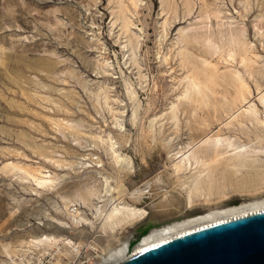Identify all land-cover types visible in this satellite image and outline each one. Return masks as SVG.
Wrapping results in <instances>:
<instances>
[{"label": "rangeland", "instance_id": "374dc122", "mask_svg": "<svg viewBox=\"0 0 264 264\" xmlns=\"http://www.w3.org/2000/svg\"><path fill=\"white\" fill-rule=\"evenodd\" d=\"M108 1L111 3L108 4ZM163 1L166 0H140L137 9H132L134 30L139 35L138 44L134 47L132 43L134 56L130 54L131 46L126 37L119 31V24L116 25L118 22L112 24L114 19L110 11L114 8V0H0V166L8 160L41 166L55 180L54 189L42 187L36 191L31 189L36 185L29 177L0 169V264L9 256L3 250V244H9L8 248L16 252L23 245L19 243L21 240L24 243L40 234L66 236L79 244L81 251L95 250L101 255L107 250L113 261L130 241L148 238L154 231L169 230L175 223L211 211L264 201V190L251 194L238 190L234 183V186L229 184V188L226 186L227 200L217 199L222 189L214 185L213 199L208 204L196 196L197 205L187 209L183 218H175L170 223L162 222V216H153L154 227L147 232H137L146 227L152 216L147 208L150 201L147 193L144 201L137 205L145 207L151 214L132 227L116 228L113 232L109 228L102 230L93 217V204L107 208L112 196L126 198L128 192L145 188L146 182L157 174L169 183H166L167 189H176L174 192L182 191L181 194L185 195L184 190L179 189L180 182L176 176L170 174L175 161L173 153L189 139L202 135L206 128L197 125L211 108L209 104L205 105V108L208 107L205 109L198 103L194 106L177 100L187 69L178 64L174 41L179 26L208 24L216 29V19L212 16L207 18L202 13L205 9L199 11V0H192L193 11L184 19L181 0L168 2L169 5L165 3L166 8ZM204 1L210 8L222 7L225 15H232L234 23L245 26L246 37L261 56L255 63L263 66L257 67L254 63L257 71L250 77L240 68L252 95H255L258 87H264V17H260L264 16V0ZM172 2L176 7L173 8L175 4ZM171 8L177 11L174 13ZM170 11L175 14V19L172 16L171 20L176 22L168 20L164 36L162 23L167 15H171ZM258 15L260 19H257ZM188 47L195 55L208 59L212 57L204 47L194 42ZM98 55L110 64L105 74L94 68L92 61ZM131 55L136 61L131 59ZM212 62L218 69L223 68L222 62L216 59ZM50 64L53 66L50 67ZM233 64L236 66L237 59L229 62V65ZM67 69H74L80 80L87 82L86 86L75 81L76 77L72 78ZM137 73H142V77ZM105 86L107 94L111 98L117 97L120 103L111 99L108 104L104 103L103 93L98 90ZM61 88L65 92L58 90ZM127 89L134 90L138 102L130 99ZM32 92L48 96V99L32 98ZM254 99L255 96L252 100L259 105V101ZM173 102L176 107L170 111L169 106ZM259 108L263 109L260 105ZM46 115L61 118L70 124L60 121L59 126L55 125L44 117ZM221 120L226 121V116H222ZM209 122L211 127L216 125L213 118ZM223 132L237 143L252 141L256 132L262 134L255 129H251L249 135L237 130L223 129ZM96 135L103 139L110 135L121 156L131 159L134 171L127 170L126 161L115 164L106 142H101ZM55 158L64 162L54 163ZM76 191L87 197L84 204L72 198ZM60 195L72 198V205L93 219L94 226L71 221ZM181 199L183 201L184 196ZM59 221L66 222L67 227ZM60 253L66 257L72 254L63 247Z\"/></svg>", "mask_w": 264, "mask_h": 264}, {"label": "bare ground", "instance_id": "6f19581e", "mask_svg": "<svg viewBox=\"0 0 264 264\" xmlns=\"http://www.w3.org/2000/svg\"><path fill=\"white\" fill-rule=\"evenodd\" d=\"M139 1L140 0H114L115 2L113 4L114 8H112L110 11L112 18L114 19L112 20V24L118 22L116 25L119 24L120 33L124 34V36L126 37V41L128 42V45L130 44L131 46L130 51L132 52L130 54L132 55L134 54V49H135L134 47L139 42V35L134 30L135 29L134 22L131 16L134 13L132 12V9L133 11L137 9L139 5L138 3ZM171 1L173 0L163 1L165 6L162 5V7L164 6L166 8V4L167 5L171 4ZM199 1L201 2L199 11L202 12L203 11L202 9H205L202 13H205L204 15L207 16V18L212 16L216 19L215 21L216 29L211 28V26H207L208 24L207 25L203 24L201 26H189L188 24L187 26H179L176 30V37L174 41V45L176 46L175 53L179 59L178 64H180L181 67H183V69L185 68L187 69L186 74L183 76L185 82L181 91L179 90L180 92L177 96V100L183 101V103L185 104L190 103L195 106V103H198V105L204 106V107L200 106V108L201 107L205 108V105L208 106L209 104L210 106L209 108H211L210 110L206 111L203 114V118L200 120V122L197 125L199 128L202 126L206 128L202 133V135L200 133L201 136L198 137L197 135L198 138L189 139L185 145H183L173 153V158L175 161H173V164L171 166L172 173L170 174L176 176V178L178 179L181 185V186L179 185V189L182 188L185 192V195L181 194L182 191L174 192L176 189L172 186L171 189L174 188L175 189L174 191L167 189L168 187V185H166L167 182L162 177V175L157 174L152 178L151 181L149 182L147 181L148 183L146 182L145 184L146 186L144 185L145 188L142 189L140 187L141 189H136L133 190L132 192H128L126 198H119L112 196L108 201L109 203L107 204L108 206L107 208L106 207L102 208L100 207V205L97 204L92 205L94 208L92 215L93 217L96 218L97 224L99 228H101L102 230L109 228L113 232L116 228L132 227L137 222L146 219L151 213L152 216H150L151 217L150 221L146 224V227L137 230V232L139 231L147 232L148 230L152 229L154 227V225L152 226V224L155 222H153L154 219L153 220L151 219L153 218V216L156 215L164 217L163 219H161L162 222L171 223V221H173V219L175 218L178 219L183 218L187 209L190 210L195 208L198 202V200L195 198L196 196H198L199 198L201 197L204 204H208L210 201H212L213 199L212 189L214 185H217L218 187H220V189H222V191H220L217 194V199H222V200H227L229 198L228 191H226V189L229 188L228 186L229 184L233 185L235 183V186L237 187L238 190L241 189L251 194H258L264 190V138H263L264 137V87L263 88L258 87L257 91H255L256 94L254 93L255 95H252L249 85L247 84V81L243 75V72H245V74H247V76L250 77L253 75V72L255 70L257 71V67L260 66L261 64L257 66L255 62L257 58L259 59V57L261 56H259V54L255 52L253 47L254 44L246 37V28L243 24L234 23V21H232L231 19L232 15L231 16L225 15L224 11H222L224 9L221 10L222 7L210 8L207 1L206 2L204 0H199ZM168 2L170 3L168 4ZM107 3L109 4L111 2L108 1ZM181 3L183 9V13L181 11V14H182V19H184L186 16L192 13L194 8L193 5L194 2L192 0H181ZM172 4H175V2H172ZM174 7H176V4L175 6H173V8ZM163 10L165 11L166 9ZM171 10L174 13L177 11V10L174 11L172 8ZM168 11L169 10H167V12ZM199 11L196 12L198 13L197 15H200ZM226 14H228V12ZM172 16H174L175 19V14H172L171 12V15L169 14V17L168 15L166 17L167 21L166 18H164L163 20L162 23L163 24L162 29L164 30L162 31L163 35L167 34L166 25L169 24L168 20H171ZM260 17H264L263 14ZM260 17L257 19H260ZM179 19H181V17ZM207 20L208 19H206V21ZM171 21L173 22L175 20H171ZM260 30L261 29H259V31ZM133 42L135 45L132 44ZM191 42L192 43L194 42L195 45H201L202 47H204L206 49V52L210 53L212 57L208 59L206 57L203 56L201 57L199 55L193 54V52L190 50L191 47L190 49L188 47V44L190 45ZM96 46H98V48L100 47L99 45ZM102 48L105 50L103 46ZM172 48H174V46ZM210 54H208V56ZM132 55H131V59H132ZM172 57L174 56L172 55ZM213 59H216V61L218 62H222L223 68L218 69V67H215V65L212 62ZM236 59H237L236 66L234 64L229 65V62H235ZM92 62L94 68L98 69V71L101 73L105 74L109 70L110 64L108 60L102 58L101 55H98L96 59ZM254 63L257 67L254 65ZM44 64L46 65V63ZM49 66L52 67L53 65L50 64ZM240 68L243 69V72L240 70ZM67 70H68L67 73H69L72 78L76 77L75 81L80 83V85L83 87L86 86L85 85L86 81L84 79L80 80L81 77L77 75L76 72H74V69H67ZM140 75H142V73L139 74V76ZM58 90L60 92H65L64 89L62 90V88ZM99 91L103 93V97L101 95L100 96L103 98L105 104H108L109 103L108 100L110 99L113 100V102L114 101L117 102V104L120 103V100L117 97L111 98L110 95L107 94L106 92L107 86H105L104 88L100 87L98 92ZM126 92H128L127 94H129L128 96L132 101L135 102L137 101L134 90L127 89ZM31 96L32 98H38L39 100L48 99V96H45L43 94H38L37 92H32ZM254 96L255 99L259 101L258 103L260 107H262L263 109H260L259 105H257L252 100ZM50 99L52 100V98ZM106 107L108 106L106 105ZM175 107H176V103L174 102L170 103L169 106L170 111H173ZM110 108H112V106H110ZM231 108L233 111L231 110ZM205 109H208V107ZM114 111L119 112L120 110L115 109ZM224 115L226 116V121L221 120L222 116ZM44 117L50 120L53 124L58 126L60 125V121L62 122L64 121L66 124H70L68 121L63 120L61 118L51 117L47 115ZM173 118L175 119L174 116ZM211 118H213L216 124L213 127H211L212 125L209 122V119L211 120ZM151 120L154 121V119ZM174 122L176 123V121ZM223 129L234 132L235 130H237L239 133L243 132V134L246 135H249L248 132L251 131V129H255L257 131H260L262 134H258L256 132L253 136L254 139L252 141L249 140L248 143H237L234 141V139L231 138L230 135H223L224 133ZM190 133L192 134V132ZM97 138H99L101 142H106L107 147L109 149L108 151H110L115 164L121 161H126L128 167V168L126 167L127 170L129 169V172L134 171V167L132 165L131 159L125 156H121V154L116 150L117 147L115 148L114 142L112 141L113 139L110 135H108L106 139H103L100 136H98ZM14 152L18 153L17 151ZM53 162L54 163L57 162L58 164L64 161L55 158ZM42 168L41 166H34L32 164H26V163L22 164L10 160L4 162L0 166V169L4 170L6 173L8 171H10L11 173L19 172L20 174L22 173L23 175L32 179L36 187L35 188L33 187L31 189H34L36 191H38L37 189L42 187H48L51 188V190L54 189L53 187L55 186L54 185L55 180L54 178H52L51 176L52 174L47 173ZM223 180L227 181V183H223L222 182ZM83 184L81 185L83 186ZM226 186L228 187L226 188ZM85 190L83 192H85ZM146 193L148 194L147 196H149L150 198L149 203H147V208L151 210V213L145 207L137 205L139 202L143 200V198H146L144 197ZM60 196L71 221H82L86 224H89L90 226H94V220L85 216L82 210L76 208L75 212H70V204L72 205V201H73L71 199L72 198L79 199L84 204L86 200H88L85 195H83L81 192L76 191L71 199L67 198L66 196H62V195ZM182 196H184V200H183L184 204L181 199ZM262 211H264V201H259V202L243 205L240 207L237 206L229 210L211 211L205 215L199 217L196 216V218L189 219L180 223H175L172 227L169 228V230H165V231L157 230L154 231L153 233L151 232L152 234L148 236V238L146 237L143 240L130 241V243L127 246L123 247L121 252H119L116 257L114 256L115 259L113 261H111V259L113 258L112 255H110L106 250L102 255L101 264H119L148 249H151L159 244H162L168 240L179 237L181 235L196 231L198 229L216 224L221 221H225L253 213H258ZM59 223L66 225V222L59 221ZM21 242L23 245L26 244L33 247L42 246L43 248L55 249V251L58 253H60L61 247L65 248V250H67V253L73 252V254L75 253V251H78L80 249L79 244L75 243L66 236H60V235L59 236L58 235L54 236L50 234L34 235L28 241H24L23 243V240H21L19 243ZM2 246L5 253L8 254L9 256L15 253L8 248L9 244L5 243ZM54 264H61V263L57 259L56 261H54Z\"/></svg>", "mask_w": 264, "mask_h": 264}, {"label": "water", "instance_id": "95a60500", "mask_svg": "<svg viewBox=\"0 0 264 264\" xmlns=\"http://www.w3.org/2000/svg\"><path fill=\"white\" fill-rule=\"evenodd\" d=\"M119 264H264V211L181 235Z\"/></svg>", "mask_w": 264, "mask_h": 264}, {"label": "built area", "instance_id": "2783aa9c", "mask_svg": "<svg viewBox=\"0 0 264 264\" xmlns=\"http://www.w3.org/2000/svg\"><path fill=\"white\" fill-rule=\"evenodd\" d=\"M75 205L70 206V212H75ZM86 252V253H85ZM102 255L97 251H75L68 257L60 255L54 249L43 248L42 246L33 247L22 245L3 264H54V261L61 260V264H101Z\"/></svg>", "mask_w": 264, "mask_h": 264}]
</instances>
